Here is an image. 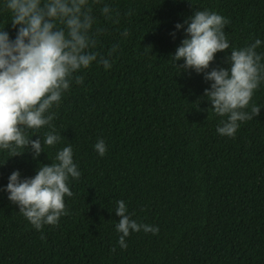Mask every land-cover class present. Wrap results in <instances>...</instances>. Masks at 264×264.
I'll use <instances>...</instances> for the list:
<instances>
[{"label": "trees", "instance_id": "1", "mask_svg": "<svg viewBox=\"0 0 264 264\" xmlns=\"http://www.w3.org/2000/svg\"><path fill=\"white\" fill-rule=\"evenodd\" d=\"M90 3L93 31L102 29L94 51L112 66L93 62L82 70L83 84L73 81L48 113H55L51 124L28 131L41 141L39 157L30 148L13 158L0 149V264H264V80L245 109L255 104L259 115L240 122L234 137L221 136L217 126L226 117L204 95L212 82L171 59L187 38L185 21L207 10L229 21L230 48L206 72L229 68L230 51L256 39L264 65V0ZM4 4L0 30L14 40L17 29ZM53 128L60 140L47 146ZM99 140L107 148L103 157L94 149ZM69 144L81 177H69L68 215L37 230L9 201V176L19 171L22 180L33 178ZM120 200L130 219L158 227V234L130 232L122 249Z\"/></svg>", "mask_w": 264, "mask_h": 264}, {"label": "clouds", "instance_id": "2", "mask_svg": "<svg viewBox=\"0 0 264 264\" xmlns=\"http://www.w3.org/2000/svg\"><path fill=\"white\" fill-rule=\"evenodd\" d=\"M4 7L11 14L12 27L17 31L13 40L5 28L0 30V149L13 158L30 148L36 159L43 152L42 144L39 139H29L28 131L51 124L55 113H48L54 105L59 106L73 81L83 84L84 78L79 75L82 70L93 62L105 70L112 65L108 58L94 51L102 29L93 31L96 20L90 0H5ZM101 12L112 19L108 5H104ZM116 15L118 17L119 13ZM185 23L187 38L171 59L179 69L206 73L205 80L212 83L204 95L212 105L211 110L219 117H226L221 119L217 132L234 137L240 122L252 120L261 110L255 104L250 111L245 109L264 80V65L256 52L262 42L256 39L244 48H233L227 58L229 68L206 72L215 55L230 48L224 31L229 21L205 10L196 11ZM181 27L176 25L177 30ZM123 35H128L126 29ZM115 50L111 49L108 55ZM181 60L184 64L178 65ZM54 133L53 128L45 134V145L54 146L59 142L60 136ZM94 149L101 157L107 151L103 140H99ZM55 160L50 166L41 165L33 178L22 180L20 172L14 171L5 189L9 201L19 206V212L37 230L44 225L56 226L62 216L68 215L65 196L73 195L68 186L69 177L75 180L81 177L70 144L57 152ZM117 205L115 214L120 220L116 229L122 234L118 241L122 249L127 248L125 238L130 232L143 230L158 234V227L130 219L123 200L117 201ZM41 239L45 237L41 235ZM112 251L115 252V248Z\"/></svg>", "mask_w": 264, "mask_h": 264}]
</instances>
